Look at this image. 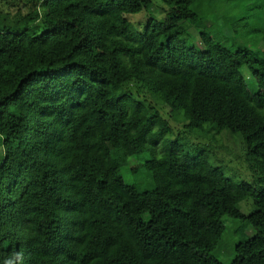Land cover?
Instances as JSON below:
<instances>
[{
	"label": "trees",
	"instance_id": "obj_1",
	"mask_svg": "<svg viewBox=\"0 0 264 264\" xmlns=\"http://www.w3.org/2000/svg\"><path fill=\"white\" fill-rule=\"evenodd\" d=\"M160 1L165 17L141 30L129 16L151 0L0 9V108L12 110L0 113V264H264V57L208 25L223 28L232 8L210 17L216 0ZM217 135L240 147L253 184L230 177ZM143 153L132 172L144 167L147 184L128 183L121 170ZM228 220L254 234L224 263Z\"/></svg>",
	"mask_w": 264,
	"mask_h": 264
},
{
	"label": "rangeland",
	"instance_id": "obj_2",
	"mask_svg": "<svg viewBox=\"0 0 264 264\" xmlns=\"http://www.w3.org/2000/svg\"><path fill=\"white\" fill-rule=\"evenodd\" d=\"M154 4V8L152 11L148 10L147 12H142L137 15H130L129 17L131 20L135 23L136 27L138 29H143L144 26L148 23L149 18H156L157 20L162 19L165 17V14L158 15L155 11L157 8L162 7V2L160 0H151ZM10 2V6H8V10L10 11V14L14 18H18V15L20 13L18 10H22V13L26 15L28 13V8L24 7V5L27 3V0H8ZM216 4L212 3L210 4V9L212 12H209V10H206V15L213 17L221 15V17L225 14L226 11H228L230 8H232L233 13H231L228 19V22L224 24L223 28L220 29L219 25H214V22H209V26H212V31H214L217 34V37L225 42V44L229 47L236 46V47H243L248 48L250 51L253 52L254 55L263 58L264 57V36H260L258 33L254 32L253 29H258L260 26H264V23H261V21L254 20L252 17L253 14L256 12V14L263 15L264 7H262L264 0H216ZM0 9H6V7L3 6L2 2L0 1ZM7 10V11H8ZM209 12V13H208ZM255 14V15H256ZM229 15V13H228ZM237 16V17H236ZM220 17V18H221ZM247 18V21L250 25L245 24L244 18ZM219 18L217 22L222 23L223 21ZM148 19V21H147ZM236 19H240L238 24L236 23ZM147 21V22H146ZM204 21H209V19H204ZM231 26V32L227 29V25ZM140 27V28H139ZM216 30H215V29ZM194 27H192L190 30L193 31ZM210 30V29H208ZM242 74L247 79V83L249 86V89L253 92L257 91V82L255 78L256 71L251 72L247 67L241 68ZM12 112V110H6L5 108H0V113H8ZM174 128L180 129L182 126L180 123L174 121L173 122ZM227 131L223 132L226 133ZM228 133V132H227ZM216 135V134H215ZM187 137L190 138V144H198L199 142L201 144L209 145L210 142L207 140L199 139L197 136L188 135ZM218 138V145L216 146H229L232 144V146L235 147L236 153H230L233 151L225 150V147L222 146V148L219 149V160L222 161V165L226 168L228 171L230 177L237 181H247L251 184H253V178H252V170L250 167L247 166L243 160L238 159L239 155L241 156L243 154L240 147L235 146L234 140L230 143L228 139L224 136L217 135ZM235 139L241 140V137L239 135L234 136ZM242 141V140H241ZM241 145V144H240ZM161 148L159 147V153H161ZM234 150V151H235ZM0 152H3L2 145L0 144ZM208 153L211 154L209 151ZM119 154V153H118ZM151 158L150 153H143L140 155H136L133 157H129L127 159V162L121 170V175L125 178V180L128 183L131 184H142L143 186H146V171L144 167L139 168L137 173H133L132 169L136 168L137 166L142 165ZM240 210L245 214L249 215L251 212L255 210V206L252 202V200H246L239 204ZM245 225L239 221H231L228 220L226 222V231L224 233V236L222 238V241L218 248L215 250L214 255L223 261L224 263H228L234 256L235 253V245L238 241L245 239L247 237H250L254 234V231H252V228L250 226L245 225L242 229L241 227Z\"/></svg>",
	"mask_w": 264,
	"mask_h": 264
}]
</instances>
